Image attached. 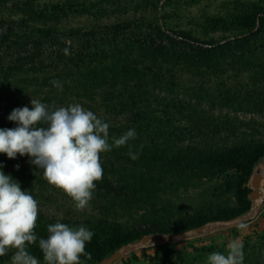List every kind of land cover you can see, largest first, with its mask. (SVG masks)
Listing matches in <instances>:
<instances>
[{"label":"rangeland","instance_id":"rangeland-1","mask_svg":"<svg viewBox=\"0 0 264 264\" xmlns=\"http://www.w3.org/2000/svg\"><path fill=\"white\" fill-rule=\"evenodd\" d=\"M0 20L6 26L21 21L18 25L28 31H55L52 37L41 34L44 42L37 46L42 52L33 63L0 77L8 106L31 108V99L56 107L79 103L102 117L126 118L110 125L109 143L129 128L138 134L128 145L100 154L102 178L84 209L50 185L27 155L0 153L3 171L38 201L42 216L36 225L43 231L58 220L89 229L92 224L83 221L104 218L131 229L183 224L205 201L202 192L237 170L217 177L207 171L164 173L161 167L171 166L153 161V152L164 147L174 152L188 144L183 140L203 137L215 146L238 142L246 154L257 139L264 141V0H0ZM21 42L26 50L35 49L32 39ZM7 47L8 41L1 44V55L28 53L20 45ZM118 59L136 69L110 73L101 81L84 79L85 68L100 70ZM55 80L63 91L54 87ZM225 92L238 99H223ZM7 116L0 117V127H15ZM131 117L134 123L126 124ZM129 152L138 158L131 159ZM262 166L264 156L252 176ZM131 170L150 172L156 187L140 189ZM260 190L257 203L249 195L251 207L242 213L247 220L212 225L183 238L152 239L129 248L113 264H206L210 253H227L232 242L243 245V264H264V178ZM13 252L0 257V264H11Z\"/></svg>","mask_w":264,"mask_h":264},{"label":"clouds","instance_id":"clouds-1","mask_svg":"<svg viewBox=\"0 0 264 264\" xmlns=\"http://www.w3.org/2000/svg\"><path fill=\"white\" fill-rule=\"evenodd\" d=\"M52 83L63 91L59 80ZM31 105L15 107L7 116L15 127H0V153L9 158L27 155L30 164L43 169L50 185L71 197L77 209H84L97 187L95 181L102 178L100 154L128 145L138 135L135 128L112 137L109 143L110 124L79 103L56 107L31 99ZM129 155L138 158L137 153ZM37 216L38 201L0 165V257L15 250L11 264H39L27 250L37 241ZM47 232L46 238L39 239L45 264H82V256L91 258L85 246L94 233L87 226L58 220L47 225ZM243 262V245L238 242H232L227 253L214 251L206 258V264Z\"/></svg>","mask_w":264,"mask_h":264},{"label":"trees","instance_id":"trees-1","mask_svg":"<svg viewBox=\"0 0 264 264\" xmlns=\"http://www.w3.org/2000/svg\"><path fill=\"white\" fill-rule=\"evenodd\" d=\"M241 21H243L242 17ZM1 22L2 20H0V46L2 43L8 41V49H11L14 45H20L23 51H25L26 44H23L21 40L25 39V41H28V39H32L33 44H35V49L38 50V52H36L35 49L31 50L28 48L26 50L28 53L25 52V54H21L22 56H18L14 51H9L5 56L0 54V77H8L9 74L7 76V73L25 69L26 64L33 63L36 56L38 57V55H41L42 49L40 47L44 40L39 38L42 33L43 37H52V35L55 34V31L51 28L40 27L31 28V30L28 31L26 29L29 27L18 25L21 24V21H16L15 25L10 24L7 26L6 23L2 24ZM238 42L241 46L243 40L239 39ZM58 52L59 50H57V53ZM59 56L60 55L58 54L57 57ZM78 58L82 60L83 57L79 54ZM72 59L73 58H71V60ZM2 69L5 73L2 72ZM135 69L136 68L130 63H119L118 59V61L113 60L110 65H104L100 70L94 67L93 69L85 68L83 76L84 79L92 77L95 80L101 81L110 73V75L113 76L131 74ZM99 72L101 74H99ZM222 97L223 99L229 100L238 99L236 95H230L226 92L225 94H222ZM8 99L9 96L6 97L0 92V102L2 103H0V105L2 108H5L4 112L2 110L0 112V117L2 116V118L9 115L13 109V106L7 105ZM92 111L101 119L102 116L97 113V110L94 109ZM102 118L110 125L115 121L126 120V118H121V120L116 118L111 119L107 116ZM131 123H134L132 117L131 119L128 118L126 124L130 125ZM257 140L259 142H254L252 147L248 149V152H244L246 154L241 152L242 148L238 142L224 144L223 146H215L214 143L212 144L205 141L203 137L198 139L192 137L183 140V142H187L188 144L181 146L174 152L172 150L168 151V148L164 147L159 151L153 152V154L151 153V159L157 164H163L162 166L167 167L171 166L169 169L161 167V172L164 173L179 171L196 173L207 171L210 176L217 177L230 168H236L237 172L221 181L214 182L211 185L210 190H204L202 193H204L203 198L205 201L202 203V206L195 210L193 214H187L184 218L183 224L175 226L153 224L148 227L131 229L124 228L111 221L109 222L106 218L103 220L98 219L94 221L92 219L83 221L82 223H87V225L92 224L91 229L97 232L94 233L92 240L85 246L86 252L91 253V258L82 256V264H96L121 245L134 241L150 232L172 233L198 226L210 219L231 218L248 211L251 207V201L248 195L250 190L248 188V183L253 174L254 166L264 156V141L261 139ZM146 153H148V151ZM129 175L132 176L134 182L140 189L146 188L147 190L152 191V189L156 187L155 184L157 182H153V176L150 172L139 171L136 173L131 170ZM38 216H42V213L39 211ZM34 231L37 235V241L35 242V245L34 243L29 245V249L31 252L43 257V252L39 247V239L46 238L48 232L43 231V229L38 228L37 226ZM101 236H103V238Z\"/></svg>","mask_w":264,"mask_h":264},{"label":"water","instance_id":"water-1","mask_svg":"<svg viewBox=\"0 0 264 264\" xmlns=\"http://www.w3.org/2000/svg\"><path fill=\"white\" fill-rule=\"evenodd\" d=\"M264 178V168L256 171L255 174L251 178V184H252V190L250 191V198L255 203L258 196L262 195V192L260 190L261 182ZM254 209L258 211V207L254 205ZM249 218V216H245L243 214L231 217V218H215L210 219L198 226H195L193 228L180 231L178 233H164V232H150L147 234H144L139 241L137 242H129L121 245L116 250H114L109 256L105 257L102 261H100L99 264H113L116 260L120 259L124 253L131 247L140 246L144 243H147L148 241L152 239H161V240H170L174 239L176 237L183 238L186 237L192 233L200 232L204 229L209 228L212 225H232L236 224L242 221H245Z\"/></svg>","mask_w":264,"mask_h":264},{"label":"bare ground","instance_id":"bare-ground-1","mask_svg":"<svg viewBox=\"0 0 264 264\" xmlns=\"http://www.w3.org/2000/svg\"><path fill=\"white\" fill-rule=\"evenodd\" d=\"M263 165V164H262ZM264 168V166H262V168H258L257 170L259 171V170H261V169H263ZM256 203L258 202V198L256 199V201H255Z\"/></svg>","mask_w":264,"mask_h":264}]
</instances>
